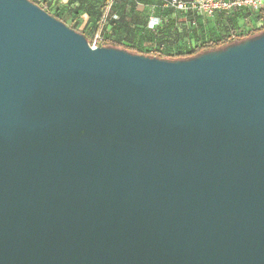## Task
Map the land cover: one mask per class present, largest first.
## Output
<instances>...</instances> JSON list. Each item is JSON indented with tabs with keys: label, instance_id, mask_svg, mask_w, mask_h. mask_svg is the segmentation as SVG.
Returning a JSON list of instances; mask_svg holds the SVG:
<instances>
[{
	"label": "water",
	"instance_id": "water-1",
	"mask_svg": "<svg viewBox=\"0 0 264 264\" xmlns=\"http://www.w3.org/2000/svg\"><path fill=\"white\" fill-rule=\"evenodd\" d=\"M0 264H264V33L165 60L0 0Z\"/></svg>",
	"mask_w": 264,
	"mask_h": 264
},
{
	"label": "rangeland",
	"instance_id": "rangeland-1",
	"mask_svg": "<svg viewBox=\"0 0 264 264\" xmlns=\"http://www.w3.org/2000/svg\"><path fill=\"white\" fill-rule=\"evenodd\" d=\"M36 1V0H31ZM45 3L39 6L51 15H64L67 17L66 25L76 32L83 34L91 46L96 45L102 47V44L92 43V35L96 31L97 17L89 15L85 8H79L78 4L72 3L73 0H43ZM139 1L136 9L133 8L131 3ZM169 0H108L107 9L104 16L108 18L109 14H117L123 17L126 23H130V28L123 29L120 33L114 36L115 40L122 41L127 45L134 43L139 45L143 53L147 55H158L157 51L160 49V44L166 45V54L173 55L171 59L165 60H178L176 55L178 50L187 47L188 43L193 41L208 43L209 41L217 40L225 37L230 33L231 28L238 29L243 34L244 39L255 37L264 33V28H259V21L254 20V15L245 10L235 11L223 16L219 13L212 19L204 17H194L191 22L183 21L184 14L167 6ZM120 2V3H117ZM38 5V4H37ZM97 3V6H100ZM76 12L78 14H76ZM113 12V13H112ZM161 16L164 21L168 22L166 29L160 37H154L145 31V24L151 16ZM138 17L137 23L133 26V21ZM183 16V19H182ZM106 18V19H107ZM174 19L178 20L179 27H186L193 29L194 35L192 37L179 35L178 32L170 24ZM180 20V21H179ZM104 28H99L97 32H104ZM91 41V42H90ZM156 49V51H155ZM163 49V48H161ZM190 54V52L188 53Z\"/></svg>",
	"mask_w": 264,
	"mask_h": 264
},
{
	"label": "trees",
	"instance_id": "trees-1",
	"mask_svg": "<svg viewBox=\"0 0 264 264\" xmlns=\"http://www.w3.org/2000/svg\"><path fill=\"white\" fill-rule=\"evenodd\" d=\"M73 2L75 4H78L79 8H85L87 10L86 12L89 13V15L92 14L98 18L96 21V30H95L96 32L93 33L92 37L95 36L99 28L101 27L104 28L103 29L104 32H101V34L104 36V43L102 47H113V48H118V49H124L133 54L145 55L147 57H154V58H159V59H171L170 57L173 56V55L166 54V47H167L166 45L163 46L162 44H160V49L157 50L159 54L152 56V55H147L146 53H143L142 50L139 48V45L135 43L133 46V45L124 44L122 43V41L115 40L114 36L116 34L120 33L125 28L126 30L129 29L131 25L130 23L129 24L126 23L123 17H120L113 12H112L113 14H109L108 18L106 17L107 19L105 18L104 12L107 9L106 5H108V0H73L72 3ZM138 2L139 1H133V3H131L133 8L136 9L137 5L139 4ZM43 3H45V1H43ZM97 3H100L101 5L97 6ZM117 3H120V2H117ZM76 14L78 13L76 12ZM223 15H226V14L219 13V16H223ZM54 17L64 23H66L67 21L66 20L67 17L64 15L58 14V15H54ZM114 17H117V18L115 19ZM151 17H157L159 18V20H161L160 26L155 31H152L149 29V21ZM151 17H149L146 21L145 31L147 33H150V35L154 37H160V35H162L163 31L166 29V25L168 24V22L167 21L165 22L164 19L158 15L151 16ZM184 17H185L184 19H186L185 22H191V19L192 18L194 19V17H197V16L194 14H184ZM263 17H264V10H262L258 15H254V20L261 21L263 20ZM137 19L138 17L136 16V19L133 21V24H132L133 26L137 23ZM182 19H183V16H182ZM170 24L172 25V27H174V29L178 32L179 35L189 36V37H192L194 35L192 31L193 29L186 28L184 26L180 28L178 25L177 19H174ZM229 31L230 33L226 35L225 37H222L217 40L209 41L208 43L198 42V41H193L191 43L189 42L187 47H183L178 50L176 54L178 58L176 59L178 60L188 59V58L194 57L206 51L221 49L229 44L237 43L244 39L243 34L240 33L241 31H239L238 29L231 28ZM257 34L258 33H255L254 35H257ZM189 52L190 54H188Z\"/></svg>",
	"mask_w": 264,
	"mask_h": 264
},
{
	"label": "built area",
	"instance_id": "built-area-1",
	"mask_svg": "<svg viewBox=\"0 0 264 264\" xmlns=\"http://www.w3.org/2000/svg\"><path fill=\"white\" fill-rule=\"evenodd\" d=\"M34 2L41 5L43 0H36ZM167 6L184 14H194L197 17L212 19L218 13L228 14L240 10H247L253 15H258L264 10V0H169ZM114 18L116 19L117 17ZM185 20L186 19H183V21ZM259 22V28H264V17L263 20H259ZM160 24L161 20H159V18L151 17L149 29L155 31ZM92 43L103 45L104 36L101 32L95 34L92 38ZM93 48H96V45H94Z\"/></svg>",
	"mask_w": 264,
	"mask_h": 264
}]
</instances>
